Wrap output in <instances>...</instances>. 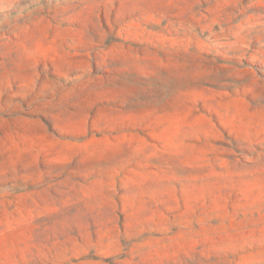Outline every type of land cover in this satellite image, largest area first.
<instances>
[{
    "label": "rangeland",
    "instance_id": "374dc122",
    "mask_svg": "<svg viewBox=\"0 0 264 264\" xmlns=\"http://www.w3.org/2000/svg\"><path fill=\"white\" fill-rule=\"evenodd\" d=\"M0 264H264V0H0Z\"/></svg>",
    "mask_w": 264,
    "mask_h": 264
}]
</instances>
